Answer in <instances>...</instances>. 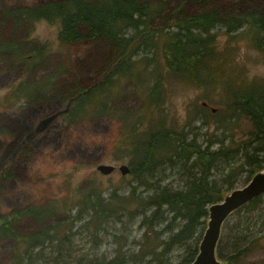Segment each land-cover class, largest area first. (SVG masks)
<instances>
[{
    "label": "trees",
    "instance_id": "trees-1",
    "mask_svg": "<svg viewBox=\"0 0 264 264\" xmlns=\"http://www.w3.org/2000/svg\"><path fill=\"white\" fill-rule=\"evenodd\" d=\"M172 1L17 0L7 6L5 0H0V58H8L9 62L11 57L13 60L22 58L23 63L30 61L32 68L44 65L47 44L36 48L33 40L26 41L25 38L20 42L18 32L27 25L45 20L60 24L58 39L64 45L73 47L90 43L95 46L101 64L92 69L95 74L90 82H80L77 77L68 85L57 83L63 74L65 77L70 74L68 67L64 73L60 69L45 74L37 82L28 76L20 82L13 93L16 97L23 96L26 108L36 104L39 109L44 103L58 100L56 109L47 107L49 110L36 118L33 112L30 127L35 128L37 120L56 112H60L56 119L61 118L66 124L104 116L118 119L121 135L116 140L115 152H130L131 171L128 174L137 183L127 194L114 188L105 195L98 187V181L90 178L89 183L79 189L76 206L70 208L71 215L66 219L60 216L61 205L55 201L13 208L9 212L0 207V238L16 241L14 264H39L40 258H46L44 250L47 248L55 255L45 264H139L148 255L154 257L150 264H176L167 254L179 244L186 250L179 264H191L207 227L209 207L239 187L241 178L248 182L264 169V85L234 96L224 113L219 114L218 110L221 127L218 126L210 136L207 134L208 138L204 137L202 141L198 133L189 130L190 124L172 128L166 126L162 118L155 128L147 124L149 110L114 105L117 98L126 94L128 82L135 81L139 91V83L144 78L145 82H150L148 87L145 86V94L138 93L144 105L157 107L161 104L160 82L154 84L150 75L158 67H152L155 57L149 54H155L161 33L169 38L167 67L178 73L199 67L214 55L217 34L212 31L218 27L225 28L227 33L249 27L257 48L264 53V0H181L199 1L204 11L189 15L183 8L175 9L172 25L157 26L169 20L168 9ZM8 21L14 26L10 32L5 27ZM140 51L144 53L136 59ZM138 64L143 67L138 69ZM242 121L247 130L238 139ZM219 129H222L223 138L216 133ZM10 130L2 128L0 132L10 136L16 134ZM17 139L23 140V135ZM215 144L219 146L214 148ZM26 155L29 153L19 160ZM168 171L179 180L162 184ZM14 176L13 169L5 171L3 183L14 180ZM12 180H8L11 181L7 182L8 187L17 184ZM139 187L144 189L137 191ZM11 194L13 201L16 197L19 200L17 189ZM61 204L65 207L67 202L64 200ZM259 211L262 212L257 219L264 215V193L232 213L231 216L237 217L224 226L218 244V255L226 264H231L233 259L255 245L257 239L251 223ZM24 218L37 224L35 231L19 233L20 220ZM49 219L52 224L45 225ZM139 220L141 227L153 229L157 239L162 234L157 227L164 225L168 237L161 239L158 246H152L149 240L146 245L139 243V249L131 253H126L121 244L111 258L105 254H83L75 261H67L70 253L63 244L70 243L76 223L93 234L100 245L107 235L113 236L117 243L126 242ZM149 235L145 232V236Z\"/></svg>",
    "mask_w": 264,
    "mask_h": 264
},
{
    "label": "rangeland",
    "instance_id": "rangeland-1",
    "mask_svg": "<svg viewBox=\"0 0 264 264\" xmlns=\"http://www.w3.org/2000/svg\"><path fill=\"white\" fill-rule=\"evenodd\" d=\"M180 1L173 0L169 3V20L157 26L172 25L175 9L183 8L184 12L189 15L204 11L203 4L199 1ZM16 2L17 0H5L4 4L11 6ZM5 27L10 32L14 26L11 21H8ZM0 30L2 31V27ZM59 30V23L50 24L45 20H40L30 26L27 25L26 29L23 27L18 32L20 42L25 38L26 41L33 40L36 48L47 44L44 65L32 68L30 61L23 63L22 58L13 60L11 57V62L8 58H0V129L9 128L10 131L16 133L10 136L0 132V168H2L0 176L11 168L14 170L15 178L8 180L17 183L13 187H8V180L3 183L4 178H2L0 181V207L4 212H9L13 208L55 201V204L60 203L61 205L60 216L66 219L71 215L72 209L70 208L73 205L76 206L79 189L88 184L90 178L98 181V187L105 191V195L114 188H119L121 192L127 194L131 187L137 185L131 174L123 175L119 170L122 164L131 165L132 156L130 152L124 154L115 152L116 140L121 135V124L118 119L104 116L96 120L66 124L61 118L60 120L55 118L44 130L36 132L37 126L43 119L40 118L35 128L30 127L29 121L34 118L33 112L36 118L49 110L47 107L56 109L58 100L44 103L39 109L36 104L26 108L23 96L16 97L13 93L20 82L24 81L27 76L31 81L37 82L44 78L43 75L57 72L56 70L62 69L64 73L67 67L70 74L66 77L62 75L57 81L60 85H68L72 79L77 77L80 82H90L95 74L92 69L95 70L101 65L97 59L95 46L90 43H82L73 47L64 45L58 39ZM212 32L217 34L214 55L199 67L179 73L167 67L166 45L169 38L165 33H161L155 54L149 53L155 57L152 67H158L157 70L152 71L150 67L152 72L150 75L154 84L157 81L160 82L161 104L157 107L144 105L138 95L139 91L145 94V86L150 85V82H145L146 78H144V81L141 79L139 83V91L135 81L128 82L125 86L126 94L117 98L113 102L114 105L118 108L149 110L147 124L155 128L162 118H164L165 125L172 128L179 129L183 125L190 124L189 130L198 133L201 141L204 137L207 139V134L210 136L218 129V126L221 127L220 116L216 113L218 110H220L219 114L224 113L227 110V104L235 98L234 96L243 95L244 92L251 91V89L256 90L259 85H264V53L257 48L252 30L249 27H243L235 32L227 33L225 28L218 27ZM143 53L144 51H140L136 59ZM138 65V69L143 67L141 64ZM204 102L208 105H204ZM212 107L216 111H213ZM52 115L58 116L60 112ZM246 130L247 127L244 128L242 121L238 128L237 138H241ZM221 131L222 129H219L216 133L223 138ZM21 135L24 139L18 140L17 138ZM205 144L203 142V146ZM218 146L219 144H215L214 148ZM26 147L29 155L19 160L26 153H22ZM117 157L119 159H116ZM101 163L115 165L116 170L105 175L97 169ZM165 175L162 184L179 180L178 176L170 174L169 171ZM243 179H240L239 187L249 182H243ZM178 186L181 185L178 184ZM15 189L20 192V196L18 195L19 200L16 197L13 201L11 192ZM143 189L144 187H139L137 191ZM64 200L67 202L65 207L61 204ZM261 212L256 214V220L251 223V226L253 225L251 228H254V238L257 239L255 245L243 255L233 259L231 264H264V215L257 219ZM74 213L75 210L72 214ZM231 215L224 226L228 221L237 217V215ZM139 222L140 220L133 225L131 235L126 242L117 243L113 236L107 235L108 238H104L100 245H97L99 242H96L93 234L82 229L81 224L76 223L70 243L63 244L70 253L67 261H75L83 254H105L111 258L115 255V248L121 244H124L123 249L126 253H131L139 249V243L146 245L149 240L152 246H158L161 239L168 237V234L164 232L166 230L164 225L157 227L158 230H162L160 238L157 239L152 228L141 227ZM20 224L19 233L23 235L35 231L37 227V224L29 218L20 220ZM49 224H52V219L45 223V225ZM145 232L150 235L145 236ZM15 248L14 239L0 238V264H14L17 252ZM161 248L162 246L159 249ZM185 252V246L179 244L173 246L167 257L179 264ZM54 255L51 248H47L44 250L46 258H40L38 263L45 264V261L48 258L52 259ZM153 258L148 255L139 264H150ZM222 261L226 264L224 259Z\"/></svg>",
    "mask_w": 264,
    "mask_h": 264
},
{
    "label": "water",
    "instance_id": "water-1",
    "mask_svg": "<svg viewBox=\"0 0 264 264\" xmlns=\"http://www.w3.org/2000/svg\"><path fill=\"white\" fill-rule=\"evenodd\" d=\"M203 104L208 105L207 102ZM212 110L216 111L214 107ZM56 117V115H50L42 119L36 128V132L44 130ZM97 169L101 173L109 175L116 170V166L101 163ZM119 170L124 175L131 171L127 164L120 165ZM2 178H4V174H1L0 181ZM263 193L264 169L254 174L246 185L231 190L221 201L213 203L208 209L207 227L200 241L198 253L191 264H224L218 255V244L224 223L232 213Z\"/></svg>",
    "mask_w": 264,
    "mask_h": 264
}]
</instances>
